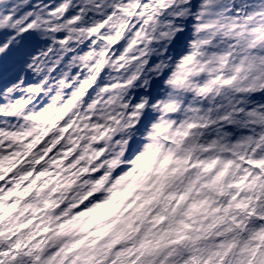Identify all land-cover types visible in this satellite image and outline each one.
Returning a JSON list of instances; mask_svg holds the SVG:
<instances>
[{
	"label": "snow or ice",
	"instance_id": "1",
	"mask_svg": "<svg viewBox=\"0 0 264 264\" xmlns=\"http://www.w3.org/2000/svg\"><path fill=\"white\" fill-rule=\"evenodd\" d=\"M0 264H264V0H0Z\"/></svg>",
	"mask_w": 264,
	"mask_h": 264
}]
</instances>
